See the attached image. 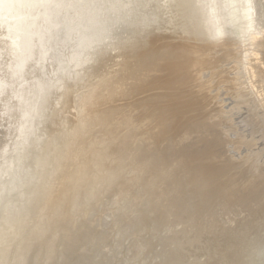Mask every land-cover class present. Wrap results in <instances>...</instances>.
Wrapping results in <instances>:
<instances>
[{
	"label": "rangeland",
	"instance_id": "rangeland-1",
	"mask_svg": "<svg viewBox=\"0 0 264 264\" xmlns=\"http://www.w3.org/2000/svg\"><path fill=\"white\" fill-rule=\"evenodd\" d=\"M262 242L264 0H0V264Z\"/></svg>",
	"mask_w": 264,
	"mask_h": 264
},
{
	"label": "bare ground",
	"instance_id": "bare-ground-1",
	"mask_svg": "<svg viewBox=\"0 0 264 264\" xmlns=\"http://www.w3.org/2000/svg\"><path fill=\"white\" fill-rule=\"evenodd\" d=\"M192 3H193V2H192ZM196 4H198V3H196ZM193 5H194V3H193ZM199 7H200V5H199ZM194 8H195V7H194ZM189 9H190V8H189ZM192 9H193V8H192ZM192 9H191V10H192ZM194 10H195V9H194ZM195 11H196V10H195ZM195 11H194V12H195ZM198 11H199V8H198ZM200 11H201V10H200ZM200 11H199L198 14H200V15L202 16V14H201L202 12L200 13ZM188 12H189V11H188ZM190 12H191V11H190ZM190 12H189V17H190ZM192 13H193V10H192ZM196 13H197V12H196ZM194 14H195V13H194ZM196 15H197V14H196ZM204 15H205V14H204ZM191 16H192V15H191ZM201 16H200V18L205 19L204 16H202V17H201ZM192 17H193V16H192ZM196 17H197V16H196ZM200 18H198V20L195 18V20L197 21V23H198V21L200 20ZM189 19H190V18H189ZM193 20H194V19H193ZM204 21H205V20H204ZM193 22H195V21H193ZM201 22H203V20H202ZM200 24H201V23H200ZM203 24H204V22H203ZM195 25H196V24H195ZM198 27H200V26H198ZM198 27H196V28H198ZM201 27H202V26H201ZM199 29H200V28H199ZM201 30H202V29H201ZM198 32H199V31H198ZM262 243H263V242H262ZM262 245L264 246V243H263ZM262 245H261V246H262ZM254 247H255V246H254ZM254 247H253V248H254ZM263 248H264V247H263ZM263 248H262V249H263ZM250 249H251V248H250ZM262 249H261V250H262ZM257 250H258V252H259L260 249H257ZM261 250H260V252H261ZM252 251H253V250H252ZM255 251H256V249L254 250V252H255ZM263 251H264V250H262V252H263ZM249 252H250V251H249ZM256 252H257V251H256ZM258 252H257V254H258ZM263 253H264V252H263ZM246 255H247V254H246ZM254 255H256V254H254ZM259 255H260V254H259ZM259 255H258V256H259ZM261 256H262V254H261ZM263 256H264V255H263ZM263 256H262V257H263ZM251 257H252V255H251ZM253 257H254V256H253ZM262 257H261V258H262ZM255 258H257V255L255 256ZM262 259H263V258H262ZM237 260H238V262L241 263V264H246L247 262L250 263V261H251V260L249 261L248 257L245 256L244 254H239V256H237ZM256 261H258V260H256ZM253 262H254V264H255V259L253 260ZM256 264H257V263H256Z\"/></svg>",
	"mask_w": 264,
	"mask_h": 264
}]
</instances>
